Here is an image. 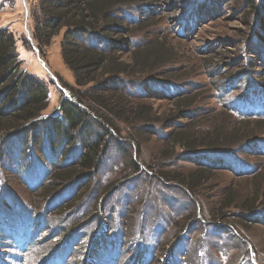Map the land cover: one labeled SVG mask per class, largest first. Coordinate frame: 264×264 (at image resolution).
<instances>
[{
  "label": "rangeland",
  "instance_id": "rangeland-1",
  "mask_svg": "<svg viewBox=\"0 0 264 264\" xmlns=\"http://www.w3.org/2000/svg\"><path fill=\"white\" fill-rule=\"evenodd\" d=\"M39 3L40 0H0V32L12 34L20 69L37 79L47 92V107L41 116L28 120L34 129L27 131L26 138L25 133L7 141L0 138V213L7 214L0 218L4 229L0 252L5 254L1 256L6 261L10 255L21 256V264H40L62 245L60 241H67L66 231L80 223L81 230L69 240L66 257H57L55 262L86 264L87 259L95 257L94 264H264V199L260 198L264 193V150L254 151L257 147L247 144L210 151L229 154V165H215L205 159L201 162L186 157L180 149L171 157L163 154L177 122L193 124L203 133L215 124L214 114L223 110L231 112L234 123L248 122L249 130L261 137L257 141L264 144V95L256 92L250 98L244 97L254 81L257 87L264 88V67L255 64L259 57L252 54L256 49L250 46L264 36V32L259 35V29H264L253 19L256 8L251 0H222L217 13L196 24L193 33L185 37L178 36V9L158 4L151 18L145 11L132 10L140 20L148 15L149 24L143 33L133 37L136 48L162 36L176 54L165 67L146 69L121 82L124 96L132 104L152 108L159 121L152 119L151 124H143L153 127L150 134L144 133L139 123L132 125L123 120L119 122L121 127L118 123H106L112 134L109 136L101 129L105 126L103 119L91 113L97 122L74 135L75 144L64 159L56 153L69 144L64 142L62 148L54 142L53 123L47 120L60 116L63 102L75 101L81 87L64 60L61 36L41 47L40 53L32 37ZM130 58L124 55L122 60L130 62ZM210 61L216 66L208 67ZM242 69L249 78L234 83ZM194 93H199L197 103L191 109L175 112V100ZM184 111L192 113L190 122L181 117L180 112ZM37 132L43 134L41 149L37 142L31 144L29 140V135ZM100 139L107 145L103 160L80 194L75 185H70L71 188H61L48 200L39 196L52 182L56 166L75 165L86 144L98 143ZM133 164L139 166V172L131 171ZM198 167L212 168L213 176L190 189L189 180H182ZM255 182L260 183V201L254 209L241 207L238 199L232 208L225 209V215L216 214L224 207L231 190L242 201L251 202ZM70 202L76 206L65 209ZM244 216L250 219L242 221ZM43 218L47 220L42 227ZM30 219L35 222L32 227L27 226ZM39 226L40 238L24 254L13 247L21 245L18 243L23 236L36 235ZM57 226L61 228L56 229ZM56 231L59 233L51 235ZM10 233L18 242L6 241L7 236H12ZM99 234L103 236L97 243L106 245L92 253Z\"/></svg>",
  "mask_w": 264,
  "mask_h": 264
},
{
  "label": "trees",
  "instance_id": "trees-1",
  "mask_svg": "<svg viewBox=\"0 0 264 264\" xmlns=\"http://www.w3.org/2000/svg\"><path fill=\"white\" fill-rule=\"evenodd\" d=\"M221 1L40 0L39 10L35 14L36 23L32 37L41 53V47L48 45L53 38L61 36L64 60L74 72L76 82L81 87V89H78L79 95L74 96L75 101L70 99L63 102V112L60 116L47 120L53 123L54 142L62 148L65 146L64 142L69 144L62 152L58 151L56 155L64 159L63 157H66L68 149L75 144L74 135L78 136L82 128L85 127L87 130V127L97 122L96 120L98 119L92 118L91 113H97L99 115L97 118L101 117L103 119V126H105L101 127V129L103 128L108 132L109 136L112 134L106 127V123H111L113 126L118 123L120 126L119 122H124L123 120L130 122L132 125L139 123L141 130L144 133L149 131L150 134L154 130L153 127L151 125L144 127L143 124H151L152 119H155L153 122H157L159 118L154 117L153 109L146 104H132V101L124 96L126 95L125 92L120 91L121 85L125 81L124 79L134 74L142 73L146 69L155 70L165 67L176 58V54L167 45V38L162 36L149 40V43L147 42V45L142 48H136L133 37L137 36V33H143L146 30L149 25L146 21L154 16L156 12L154 9L158 4L164 3L168 7L180 11L179 15L175 16L177 17L175 18V24L181 23L180 29L178 28V36L184 35L185 37V35L193 33L196 24L210 17V14H216V9L220 6ZM251 4L253 8H256V15H254L253 19L257 22L259 21V26H263L264 29V0H251ZM132 10H137V12L145 11L150 15L148 17V15L144 14L145 17L142 16L140 20L138 16L131 13ZM146 17L148 18L146 19ZM263 32L264 30L260 28L259 35L260 33L263 34ZM263 37H258V40L255 39L250 43V46L256 49L252 54L259 57L257 61L255 60V64H259L262 67H264ZM124 55L131 57L130 62H123L122 58ZM207 66L213 67L216 66V63L210 61ZM259 71L261 72V70ZM209 72L211 73V71ZM247 74L248 72L242 69L234 83H239L242 79L249 78ZM243 76L245 78H242ZM33 79L35 78L23 72L19 67L12 34L2 30L0 32V86H2L0 89V138L4 141L11 138H21L25 134L26 138L27 131H33L34 129L32 125H28V120L41 116L47 107L46 89L43 85H40L37 79ZM252 84V86H249V93L244 94L245 98H250L251 94L256 92L264 95V88L257 87L258 83L255 81ZM82 88H85V90H82ZM198 99L199 93L176 99L177 109L175 112L186 107L191 109ZM3 107L5 108L2 109ZM228 113L230 114L231 112L223 110L214 114L212 119L215 124L212 125V128L204 130L203 133L202 130H196L193 124L179 125L180 122H177V128L169 140V145L164 148V156L171 157L181 150L186 157L201 159V162L205 159L215 165H229L227 164L230 158L229 154L225 155L222 152L210 153V151L231 150L240 145L247 147V144L253 147L256 146L257 150L254 151H263L264 144L261 143V140L257 141L261 137L256 131L249 130L248 122L240 121L234 123L232 122L231 114L229 116ZM180 114L182 118L190 122L192 113L184 111L180 112ZM100 134H103L102 131H100ZM137 135L142 136L144 134L139 133ZM42 136L41 132H37L32 137L29 135V140H31V144L37 142L39 149H41L42 141L40 137ZM102 139L105 140V137ZM102 139L98 143L89 144V146L85 143L86 147L82 157L75 165L70 167L56 166L52 175V182L44 188L39 196L48 200L61 188H71L70 185H75L76 192L80 194L82 192L81 188L95 177V170L103 160L102 155L107 145L106 143H101ZM57 147L59 146L57 145ZM205 150L208 151L206 152ZM130 169L134 173L140 171L139 166L136 164H133ZM211 171L212 168L198 167L189 177L186 176L182 183L189 180L190 189H195L198 185L210 180L209 177L213 176ZM174 176L183 178V175ZM259 186L260 183L255 182L256 189L251 202H244L237 196L238 194L235 191H229L228 198L224 201V207L222 205L216 214L220 217L225 215L226 210L232 208L238 199L240 200L238 205L241 207L254 209L255 204L260 201L258 199L260 195ZM260 198L264 199V193H262ZM75 206V203L70 202L65 209L74 208ZM2 215L7 216L5 213H0V218ZM243 219L242 221L246 222L250 217L244 216ZM46 220L47 218H43L42 227L46 224ZM34 223L30 219L27 222V226L32 227ZM79 224L66 231L67 241H60L62 245L40 264H65L64 262H55L56 258L66 257L65 254L70 247V238L77 236L76 233L81 230V225ZM40 226L36 235L23 236L25 238L18 243L21 245L13 247L24 254V250L36 242L37 238H40L42 231ZM60 228L61 226L56 227V229ZM3 231L4 229L0 226V249L3 246ZM57 233L59 231L53 232L51 235ZM11 235L5 238L6 241L18 242L16 236L14 234ZM102 236L103 234L96 235L93 242L94 247L91 249L92 253L97 252V250L101 251L106 245L100 242L99 246V243H97ZM106 240H104L105 243H107ZM70 250L73 251V248ZM1 255L5 256V254L3 255L0 252V264H21L23 262L21 256L12 257L10 255V260L6 261ZM94 261H96V258L92 257L91 260L87 259L86 264H94Z\"/></svg>",
  "mask_w": 264,
  "mask_h": 264
},
{
  "label": "water",
  "instance_id": "water-1",
  "mask_svg": "<svg viewBox=\"0 0 264 264\" xmlns=\"http://www.w3.org/2000/svg\"><path fill=\"white\" fill-rule=\"evenodd\" d=\"M67 95V94H66Z\"/></svg>",
  "mask_w": 264,
  "mask_h": 264
}]
</instances>
